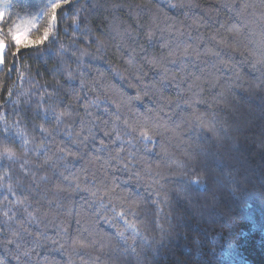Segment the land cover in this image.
<instances>
[{"label":"trees","instance_id":"16d2710c","mask_svg":"<svg viewBox=\"0 0 264 264\" xmlns=\"http://www.w3.org/2000/svg\"><path fill=\"white\" fill-rule=\"evenodd\" d=\"M56 1L0 0V264H264V0Z\"/></svg>","mask_w":264,"mask_h":264},{"label":"rangeland","instance_id":"374dc122","mask_svg":"<svg viewBox=\"0 0 264 264\" xmlns=\"http://www.w3.org/2000/svg\"><path fill=\"white\" fill-rule=\"evenodd\" d=\"M65 2L66 0H57L55 2V6H60L61 4ZM5 17H6L5 11L3 13H0V24L3 22ZM28 32L18 27L17 24L15 25V29H13V38H14L16 45L19 48L25 47L26 45L34 42V40L28 36L29 35ZM4 52H5V46L3 43H0V68H2L4 64Z\"/></svg>","mask_w":264,"mask_h":264}]
</instances>
